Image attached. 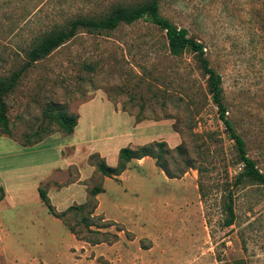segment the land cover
Segmentation results:
<instances>
[{"label":"rangeland","instance_id":"1","mask_svg":"<svg viewBox=\"0 0 264 264\" xmlns=\"http://www.w3.org/2000/svg\"><path fill=\"white\" fill-rule=\"evenodd\" d=\"M148 1L0 0V79L54 27ZM158 12L202 46L226 117L264 175V0H160ZM207 84L197 55L171 56L164 32L144 20L79 31L21 73L5 98L11 136L0 131V264H264V184L232 188L235 222L224 228V195L212 192L205 206L192 168L170 178L147 157L107 178L89 161L95 154L114 167L121 148L182 144L208 169L207 189L231 185L243 165ZM50 105L78 117L72 135L43 117ZM165 159L173 171L181 164ZM95 187L102 193L91 197ZM38 188L56 212L87 205L58 220Z\"/></svg>","mask_w":264,"mask_h":264},{"label":"trees","instance_id":"2","mask_svg":"<svg viewBox=\"0 0 264 264\" xmlns=\"http://www.w3.org/2000/svg\"><path fill=\"white\" fill-rule=\"evenodd\" d=\"M159 2L160 0H149L142 5L131 7L116 5L109 13L99 18H77L68 21L65 27H54L51 31L41 36L39 41L33 43L27 50L24 65L10 76L0 79V131L6 136H11V130L6 116L5 98L14 92L21 73L29 70L37 62L50 56L59 47L73 39L79 31L83 30L88 34L99 35L114 31L120 25H132L139 20L148 21L164 32L168 51L171 56L180 57L186 51H191L197 55L200 67L204 75L207 76L208 91L212 96L213 103L217 107L218 118L228 131L230 139L235 144L237 159L239 163L243 165V169L233 177L231 185H221L212 190L207 189L202 178L203 174H205L208 169L205 166L200 164L197 165L193 162L188 150L182 144L170 150L164 142H154L135 149L128 147L121 148L118 151L117 164L114 167L107 166L105 161L95 154L89 156V161L92 166L96 168L95 170L98 173L107 178H116L120 176L125 171L128 163L133 160H142L147 157L154 159L156 166L170 178H176L192 168L198 173V190L205 206L211 203L212 192L224 195L221 196L223 199L221 206L222 212L225 214L222 226L228 228L235 222L232 188L235 190L250 181L264 184V175L256 167L255 162L248 157L244 141L236 134L233 125L226 117V107L222 102L221 77L210 67L209 62L204 58L202 46L189 38L185 29L176 28L168 20L159 15ZM43 117L49 121V125H54L55 130L62 132L66 136L73 134L78 123V117L76 115H68L64 113V110H58L57 107L53 105L48 106L44 110ZM52 132L53 129L42 135L34 134L33 136L36 137H34L33 140L26 138V142L23 146L36 145ZM201 136H203V134ZM204 136H206L207 139H212L214 138V133H205ZM165 157L173 162L180 160L181 164L173 171L169 168L168 161H166ZM100 193H102V189L95 187L90 191V196L95 197ZM38 195L42 204L47 208L48 213L58 220L63 219L64 216L73 210L81 212L87 205L69 207L63 212H56L49 204L47 194L42 188H38ZM89 214H91V210ZM82 223L86 228L92 225L85 217L82 218ZM68 230L73 235L77 234L73 227L68 226Z\"/></svg>","mask_w":264,"mask_h":264},{"label":"crops","instance_id":"3","mask_svg":"<svg viewBox=\"0 0 264 264\" xmlns=\"http://www.w3.org/2000/svg\"><path fill=\"white\" fill-rule=\"evenodd\" d=\"M5 188V187H4ZM5 190H6V188H5ZM7 191V190H6ZM3 205H5V200H4V203H3ZM2 205V206H3ZM3 230H5V229H3ZM2 230V232H0V234H4V231Z\"/></svg>","mask_w":264,"mask_h":264}]
</instances>
